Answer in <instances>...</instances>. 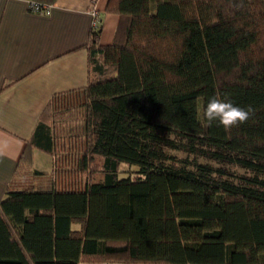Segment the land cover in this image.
I'll list each match as a JSON object with an SVG mask.
<instances>
[{
  "label": "trees",
  "instance_id": "1",
  "mask_svg": "<svg viewBox=\"0 0 264 264\" xmlns=\"http://www.w3.org/2000/svg\"><path fill=\"white\" fill-rule=\"evenodd\" d=\"M104 10L112 42L91 28L86 85L50 98L0 202V264H264V0ZM212 95L254 111L208 126Z\"/></svg>",
  "mask_w": 264,
  "mask_h": 264
},
{
  "label": "crops",
  "instance_id": "2",
  "mask_svg": "<svg viewBox=\"0 0 264 264\" xmlns=\"http://www.w3.org/2000/svg\"><path fill=\"white\" fill-rule=\"evenodd\" d=\"M106 1L94 4L103 45L112 42L118 22L105 12ZM32 2L48 5L50 13H34ZM91 6L92 0H0V202L50 98L86 85ZM40 152L32 150V168Z\"/></svg>",
  "mask_w": 264,
  "mask_h": 264
},
{
  "label": "clouds",
  "instance_id": "3",
  "mask_svg": "<svg viewBox=\"0 0 264 264\" xmlns=\"http://www.w3.org/2000/svg\"><path fill=\"white\" fill-rule=\"evenodd\" d=\"M253 111L251 105L242 107L230 99L212 95L204 103L202 117L208 126L215 123L225 128H231L249 119Z\"/></svg>",
  "mask_w": 264,
  "mask_h": 264
},
{
  "label": "built area",
  "instance_id": "4",
  "mask_svg": "<svg viewBox=\"0 0 264 264\" xmlns=\"http://www.w3.org/2000/svg\"><path fill=\"white\" fill-rule=\"evenodd\" d=\"M97 0H92V6L90 8V14L92 16V27H97L99 25V14H98V9L95 7V3ZM31 11L37 14L41 15H48L50 13V7L45 4L41 3H35L32 2L29 5ZM103 264H121V263H103ZM189 264V263H187Z\"/></svg>",
  "mask_w": 264,
  "mask_h": 264
},
{
  "label": "rangeland",
  "instance_id": "5",
  "mask_svg": "<svg viewBox=\"0 0 264 264\" xmlns=\"http://www.w3.org/2000/svg\"><path fill=\"white\" fill-rule=\"evenodd\" d=\"M100 24V21H99ZM42 157L41 159H39L38 157L35 160L34 163V168H37L38 170L41 171H50L52 164H51V160L49 159L48 155L43 154L42 152H40ZM179 156H182L181 154H178ZM120 176L121 177H126V176H132L134 168L127 166V165H121L120 167Z\"/></svg>",
  "mask_w": 264,
  "mask_h": 264
}]
</instances>
